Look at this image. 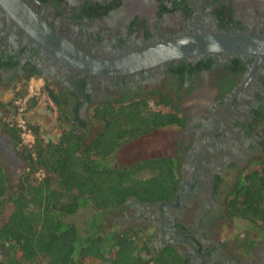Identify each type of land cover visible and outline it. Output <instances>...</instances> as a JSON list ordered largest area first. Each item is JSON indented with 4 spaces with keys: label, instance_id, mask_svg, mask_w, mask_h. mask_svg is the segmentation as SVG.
Wrapping results in <instances>:
<instances>
[{
    "label": "flooded vegetation",
    "instance_id": "af4514ba",
    "mask_svg": "<svg viewBox=\"0 0 264 264\" xmlns=\"http://www.w3.org/2000/svg\"><path fill=\"white\" fill-rule=\"evenodd\" d=\"M22 1L94 57L123 56L197 30L264 37V0ZM28 77H43L62 95L72 121L87 130L86 142L92 140L87 110L103 102L145 99L153 110L177 113L184 125L156 126L117 150L154 138L155 147L136 146L133 155L173 158L176 191L150 201L129 197L111 223L121 232L140 229L151 256L174 250L184 264H264L263 231L223 237L234 219L230 194L240 179L264 169V59L218 52L125 73H88L49 54L0 4V93ZM10 113L1 102L0 134Z\"/></svg>",
    "mask_w": 264,
    "mask_h": 264
},
{
    "label": "trees",
    "instance_id": "16d2710c",
    "mask_svg": "<svg viewBox=\"0 0 264 264\" xmlns=\"http://www.w3.org/2000/svg\"><path fill=\"white\" fill-rule=\"evenodd\" d=\"M29 78L3 107L9 109L15 98L26 94ZM42 97L54 102L64 126L57 139L30 122L36 134L30 149L16 126L6 121L2 127L26 169L14 187L0 158V244L5 246L0 264H184L174 250L151 256L149 238L140 229L104 233L94 222V230L82 234L65 220L85 203L98 212H114L129 197L150 201L173 195L178 187L173 158H145L121 168L112 166L110 158L124 140L156 126L184 125V120L177 113L153 110L145 99L124 106L103 102L90 114L92 121L102 122L101 130L86 142L50 82L28 110ZM227 205L229 216L264 233V169L240 179Z\"/></svg>",
    "mask_w": 264,
    "mask_h": 264
},
{
    "label": "water",
    "instance_id": "95a60500",
    "mask_svg": "<svg viewBox=\"0 0 264 264\" xmlns=\"http://www.w3.org/2000/svg\"><path fill=\"white\" fill-rule=\"evenodd\" d=\"M0 4L49 54L88 73L105 75L125 73L138 68L164 64L178 58L198 57L218 52L254 55L259 60L264 59V37L223 30H197L188 35L150 44L123 56L94 57L75 47L22 0H0ZM0 135L1 140L6 141V144L2 143V149L0 148L1 151L4 150V156L15 164L26 165L16 152L10 136L5 133ZM1 160L3 161L2 158Z\"/></svg>",
    "mask_w": 264,
    "mask_h": 264
},
{
    "label": "rangeland",
    "instance_id": "374dc122",
    "mask_svg": "<svg viewBox=\"0 0 264 264\" xmlns=\"http://www.w3.org/2000/svg\"><path fill=\"white\" fill-rule=\"evenodd\" d=\"M16 89V88H15ZM15 89L9 90L5 93H0V103H7L9 102L13 96ZM2 98V100H1ZM53 102V101H52ZM49 98L42 97L39 103L31 110L29 111V120L33 124H38L41 127L42 133L50 138V139H57L60 135L63 124L58 118V111L56 108V105L54 102L52 103ZM11 107V109H10ZM9 110L12 111L13 103L10 105ZM91 110H87L88 117L90 119ZM69 125H73L68 121ZM102 122L101 121H90L89 122V130L87 132V140L93 139L99 132L101 128ZM79 130L83 133V130L86 132L84 128H79ZM99 131V132H98ZM157 138H160L157 136ZM152 139H146V141L141 142H126L122 145L121 149L119 151H116L115 154L110 158V164L116 168H119L121 166H125L129 163H133L136 160H139L141 158H145V156H151L147 155L149 153H146L144 155H133V148H136L138 146L139 148H146L149 147L152 149L155 146H152L155 142ZM159 140V139H158ZM162 142V141H160ZM132 149V150H131ZM131 150V151H130ZM2 152V151H1ZM1 158L3 159L4 166L6 173L8 174L10 181L14 187H17L20 184L21 181V175L24 173L26 169V165L15 164L12 162V160L6 158L4 156V153H0ZM114 212H98L93 209V207L89 203H85L83 206L80 207V209L73 215H69L65 217V220L68 222L75 223L80 232L82 234H85L87 232H91L94 230V222L95 226L102 225V231L104 233L106 232H121V228L116 226H111V221L114 218ZM259 232L260 230L253 228L246 220L241 218H234L232 219V222L229 223L228 231L225 230V233L223 237L226 239H234L235 235L237 233L236 240L238 239V236H240L241 233H248L252 235H256L255 233ZM263 233V232H262ZM264 235V233L262 234ZM261 236V234H260ZM233 241V240H232ZM228 244V242H227ZM5 250V246L0 244V259L2 258V252Z\"/></svg>",
    "mask_w": 264,
    "mask_h": 264
},
{
    "label": "built area",
    "instance_id": "2783aa9c",
    "mask_svg": "<svg viewBox=\"0 0 264 264\" xmlns=\"http://www.w3.org/2000/svg\"><path fill=\"white\" fill-rule=\"evenodd\" d=\"M45 87L43 77H32L28 81L26 94L14 99L8 122L19 129L22 143L30 149L36 142V134L30 125L28 106L33 98L41 96ZM51 102L52 100L49 99ZM53 103V102H52Z\"/></svg>",
    "mask_w": 264,
    "mask_h": 264
}]
</instances>
